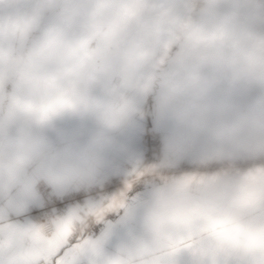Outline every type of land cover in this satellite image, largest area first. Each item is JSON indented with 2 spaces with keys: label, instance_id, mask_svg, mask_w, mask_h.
Listing matches in <instances>:
<instances>
[{
  "label": "clouds",
  "instance_id": "1",
  "mask_svg": "<svg viewBox=\"0 0 264 264\" xmlns=\"http://www.w3.org/2000/svg\"><path fill=\"white\" fill-rule=\"evenodd\" d=\"M157 84L165 103L181 96L197 101L221 85L260 91L255 103L212 109L206 118L191 103L187 119L193 131L205 123L209 135L251 162L171 184L203 190L197 217L218 216L231 229L226 238L251 252L264 249V0H0V167L6 171H22L31 133L54 123H92L99 134L91 145L99 150L144 118L132 95ZM126 194L127 186L119 197L53 225L5 224V245L10 231L30 247L58 248L117 215ZM252 215L257 226L243 223ZM145 224L154 232L165 226L159 201Z\"/></svg>",
  "mask_w": 264,
  "mask_h": 264
},
{
  "label": "rangeland",
  "instance_id": "2",
  "mask_svg": "<svg viewBox=\"0 0 264 264\" xmlns=\"http://www.w3.org/2000/svg\"><path fill=\"white\" fill-rule=\"evenodd\" d=\"M172 67L170 64L169 70ZM260 98L258 89H246L239 85L228 89L226 85H221L197 101H190L181 96L165 103L157 84L148 94L132 95L133 104L144 111V118L131 124L126 134L108 137L99 150L91 145L92 139L99 134V129L90 122L54 123L45 129L33 131L28 141L30 162L22 172L36 179V184L37 180H42L56 189L65 191L67 190L60 187L56 180H73L71 187L67 185L68 190L93 185L94 181L81 179V172L91 171L94 166L101 169L100 166L105 160L110 159L120 165L123 156L132 160L141 157L145 153L144 141L150 127L167 130L168 127L176 128L182 123L185 127L189 125L188 113L193 111L189 104L195 103L196 111L202 117H207L210 107L223 105L228 101L226 99ZM206 127L203 123L200 129ZM13 135L14 133L9 134L7 142H11ZM2 142L4 138L0 137V143ZM87 148L94 149V154H89ZM126 149H130V152ZM93 159L95 161L92 162ZM202 200L201 189L178 191L172 184L151 187L147 198L142 200L133 212L127 214L126 219L112 223L103 242L89 243L83 253L86 264H264V249L248 251L236 240L218 236L209 230L210 223L222 220L218 216L197 217L195 209ZM158 201L161 203V215L166 224L154 232L146 226L145 217ZM76 210L75 207L69 208L64 218ZM124 215L125 213L122 216ZM183 215L192 218L184 221L181 218ZM12 225L18 226L16 222ZM15 245L13 244V247ZM26 248V244H20L14 254L22 257L24 264H28L25 257ZM36 248L44 253L49 247Z\"/></svg>",
  "mask_w": 264,
  "mask_h": 264
},
{
  "label": "crops",
  "instance_id": "3",
  "mask_svg": "<svg viewBox=\"0 0 264 264\" xmlns=\"http://www.w3.org/2000/svg\"><path fill=\"white\" fill-rule=\"evenodd\" d=\"M226 100L228 101H226L223 105H214L213 107H210L208 115L212 109L227 107L229 105H238L244 102L252 104L259 99ZM160 131L164 135L165 151L177 158L189 160L211 159L216 157L233 160L243 159L230 148L224 138L209 135L207 133V127L202 129L199 128L198 130L193 131L189 125L185 127L184 123H182V125H179L176 128L168 127L167 130L162 128ZM144 142L146 145V141ZM126 150L128 153L130 152V149ZM87 152L89 154H94V149L87 148ZM2 159V153H0V162H2ZM91 161L93 162L95 160L93 159ZM121 161L123 164L126 161L135 160L128 159L123 156ZM122 164H115L110 159L105 160L102 163V166L99 165L101 169L98 166H94L91 171L81 172V177H83L81 179L88 181L91 180L94 181L93 184H98L105 176L122 175ZM56 183L60 187H64L63 189L69 191L68 188L73 185V180L69 178L63 180L60 178L56 180ZM67 185H69L68 188ZM54 189L59 192H67L58 188ZM11 199L12 201H8ZM41 205L42 200L37 191L36 179H32L27 176L26 172L20 171V173H17L14 169L6 171L3 167H0V264H24L21 260L23 259L22 257L14 255L17 252V247L24 243L16 241V237L9 231L8 235L11 242L6 246L4 242V225H12L15 222L18 226H27L32 224L33 222L28 216L29 210L32 206L41 207ZM16 216L17 218H15ZM243 223L248 226H257L259 221H257L256 217L252 215L246 217ZM13 244L16 245L13 247ZM25 254L27 260L26 262H28V264H41L43 252L36 247H30L27 245ZM253 257L254 255L252 258Z\"/></svg>",
  "mask_w": 264,
  "mask_h": 264
},
{
  "label": "built area",
  "instance_id": "4",
  "mask_svg": "<svg viewBox=\"0 0 264 264\" xmlns=\"http://www.w3.org/2000/svg\"><path fill=\"white\" fill-rule=\"evenodd\" d=\"M145 147V153L142 157L135 161H126L122 164V175L107 176L98 184L79 186L67 192H59L46 182L37 180V191L42 200L41 207H44L43 192L45 190L51 194H55L58 198L71 196L73 193H84V199L83 201L69 203L62 209L52 208L49 214L43 216H37L29 210V218L33 223L53 225L54 221L65 217L69 208L75 207L76 211H78L106 203L112 197H119L122 192H125L126 186L128 187V193H130L134 186L139 184H143L149 188L165 186L166 184H164L161 177L168 178L169 184H171V181L186 175L212 173L229 165L246 167L251 162L246 159L233 160L218 157L196 160L177 158L165 151L164 135L160 130L154 128H151L147 133ZM113 177H119V187L112 192H108L105 186ZM127 203L128 194L125 196V205ZM124 208L117 214L118 216L123 215ZM80 237H84V235L78 238Z\"/></svg>",
  "mask_w": 264,
  "mask_h": 264
},
{
  "label": "snow or ice",
  "instance_id": "5",
  "mask_svg": "<svg viewBox=\"0 0 264 264\" xmlns=\"http://www.w3.org/2000/svg\"><path fill=\"white\" fill-rule=\"evenodd\" d=\"M105 187L108 192L116 190L119 187V177L111 178ZM149 191L150 188L143 184L134 186L133 190L128 193V203L124 208V216H111L104 223L91 227L84 237L70 238L58 248L49 247L42 254L41 264H86L83 253L89 243L92 241L103 242L105 233L110 229L112 223L126 219L127 214L133 212L136 206L147 198ZM83 199L84 193H73L71 196L58 198L55 194L45 190L43 192L44 207L32 206L30 211L37 216H43L49 214L52 208L62 209L69 203L83 201ZM208 228L212 233L222 237H227L231 232V229L219 220L210 223Z\"/></svg>",
  "mask_w": 264,
  "mask_h": 264
},
{
  "label": "trees",
  "instance_id": "6",
  "mask_svg": "<svg viewBox=\"0 0 264 264\" xmlns=\"http://www.w3.org/2000/svg\"><path fill=\"white\" fill-rule=\"evenodd\" d=\"M150 129H151V127L148 129V131H149ZM148 131H147V133H148ZM145 141L147 142V134H146Z\"/></svg>",
  "mask_w": 264,
  "mask_h": 264
}]
</instances>
